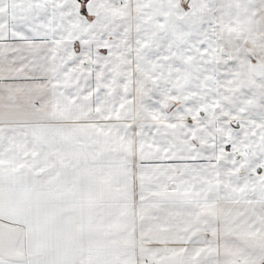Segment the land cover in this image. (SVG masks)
<instances>
[{
    "label": "snow or ice",
    "instance_id": "snow-or-ice-1",
    "mask_svg": "<svg viewBox=\"0 0 264 264\" xmlns=\"http://www.w3.org/2000/svg\"><path fill=\"white\" fill-rule=\"evenodd\" d=\"M0 264H264V0H0Z\"/></svg>",
    "mask_w": 264,
    "mask_h": 264
}]
</instances>
